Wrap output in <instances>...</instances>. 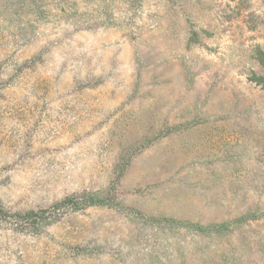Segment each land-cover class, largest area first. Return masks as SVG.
I'll list each match as a JSON object with an SVG mask.
<instances>
[{"label": "rangeland", "instance_id": "374dc122", "mask_svg": "<svg viewBox=\"0 0 264 264\" xmlns=\"http://www.w3.org/2000/svg\"><path fill=\"white\" fill-rule=\"evenodd\" d=\"M257 48L264 0H0V264H264Z\"/></svg>", "mask_w": 264, "mask_h": 264}, {"label": "trees", "instance_id": "16d2710c", "mask_svg": "<svg viewBox=\"0 0 264 264\" xmlns=\"http://www.w3.org/2000/svg\"><path fill=\"white\" fill-rule=\"evenodd\" d=\"M255 58L257 59L259 64L262 66L263 72L261 74H256L252 72L249 76V80H251L252 82H254L255 84L259 85L261 88L264 89V51L261 50L260 48H257L255 50ZM95 201L96 200H93L92 202H95Z\"/></svg>", "mask_w": 264, "mask_h": 264}]
</instances>
